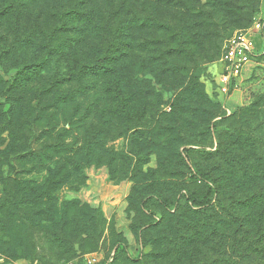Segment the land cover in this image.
<instances>
[{"label":"rangeland","instance_id":"obj_1","mask_svg":"<svg viewBox=\"0 0 264 264\" xmlns=\"http://www.w3.org/2000/svg\"><path fill=\"white\" fill-rule=\"evenodd\" d=\"M188 1L201 4L211 13L212 18L203 21L208 26L189 30L183 48H179L181 41L172 38L173 33H160L166 41V53L169 49H184L179 57L170 55L153 61L155 53L141 54L144 58L137 60V66L142 64L144 75L138 76L152 83L153 96L126 102L127 111L122 120L111 119L109 128L113 125L129 131L117 139L95 141L102 145L101 153L94 151L95 156H103L101 161L94 160L78 176L69 177L61 185L55 163L62 162L66 156L63 152L73 157L72 150H76L80 140L76 133L77 121L73 118L78 112L73 107L49 110L47 116L45 111L43 121L56 130L39 144L60 140L64 147L59 151L41 152L43 163L36 170L33 167L38 161L37 154L27 147L26 136L17 149V137L10 134V117L0 124V264H74L77 261L83 264L89 255L99 256L101 263L118 246L125 251L116 264H143L156 247L166 253L171 249L168 244H147L141 236L148 223L166 222L172 212L164 206L147 212L141 199L165 200L179 194H203L205 182L196 174L193 160L204 171L212 173L218 172L224 159L228 169L248 167L250 171L262 166L254 159L250 139L258 135L259 140H264V108L260 120L251 122L240 134V146L232 141L228 150L221 148L222 154L216 152L219 142L213 125L222 122L224 126L230 125L242 111L254 107L264 97V58L253 60L243 73L237 88L225 101V117L212 98L214 80L221 73L219 60L225 42L264 15V0ZM176 15L174 10L166 11L162 19L169 22ZM158 35L153 33L152 37ZM256 44L259 45V40ZM19 96L24 100L14 103L15 113L35 114L38 109L31 108L33 105L25 99L33 98L31 91L25 90ZM129 97L125 95L126 99ZM3 102L5 112L12 115L10 95ZM217 111L219 116L209 121V116ZM14 121L15 127L24 125L18 114ZM89 122L101 128L98 122ZM261 146L264 150V145ZM17 150L24 152L17 158V165L14 164L18 180L36 181L37 187L47 189L40 193L43 197L34 205L23 204L34 199L18 196L14 185L10 188V176H15L10 169V153ZM204 152H216L219 156L208 160ZM234 187L245 189L240 184ZM10 213L13 214L11 221ZM24 217H29L32 223L26 224ZM63 217L70 220L68 225L63 224ZM155 232L161 233V230ZM11 235L16 236L14 241ZM153 262L167 264L164 259Z\"/></svg>","mask_w":264,"mask_h":264},{"label":"trees","instance_id":"obj_2","mask_svg":"<svg viewBox=\"0 0 264 264\" xmlns=\"http://www.w3.org/2000/svg\"><path fill=\"white\" fill-rule=\"evenodd\" d=\"M172 10L177 18L164 22L163 13ZM206 18H212L211 13L188 0H0V124L10 117V134L17 137V149L26 136L27 147L37 154L38 161L33 167L36 170L43 163L41 152L64 147L60 140L39 144L56 130L43 121L45 111L47 116L49 110L73 107L78 112L73 118L80 140L76 150H72L73 157L63 152L66 156L62 162L55 163L62 185L94 160L101 161L103 156H95L94 151L101 153L102 145L95 141L117 139L129 131L108 127L111 119L122 120L125 116L126 102L134 103L138 97L152 98V83L138 76L144 75L142 64L137 66V60L144 58L141 54L155 53L153 61L170 55L179 57L184 49H169L166 53V41L160 33H173L172 38L181 41L179 48H183L189 30L208 26L207 21L203 22ZM153 33H159L157 38L152 37ZM259 57L264 58V54ZM25 90L33 95L25 99L33 105L31 108L38 109L35 114L15 113L16 104L24 100L19 94ZM126 94L130 96L128 99ZM9 95L12 115L5 112L3 102ZM213 96L221 116L225 117L222 102L215 93ZM263 108L264 97L254 107L242 111L239 120L230 125L214 124L219 142L216 152L222 154L221 148L228 150L232 141L240 146V134L251 122L260 120ZM218 113L210 115L209 121L218 117ZM17 114L20 122H24L19 127L14 123ZM142 119L146 120L144 116ZM90 120L101 124V128ZM259 139L258 135L253 136L250 144L254 159L262 166L250 171L248 167L228 169L227 160L222 158L225 163L212 173L193 160L196 174L205 182L203 194L141 199L147 212L158 206L172 212L166 222L148 223L141 236L147 244H168L171 249L166 253L156 247L143 264H155L153 261L160 259L167 264H264V150L260 147L264 140ZM216 152H204V158L217 159ZM23 153L20 150L10 153V169L15 175L10 176V188L14 185L18 196L34 199L23 204L34 205L47 189L37 187L36 181L18 180L14 164ZM234 184L243 186L244 191ZM24 219L26 224L32 223L29 217ZM69 221L63 217V224L68 225ZM10 238L14 241L16 236ZM124 251L116 247L113 255L99 264H116Z\"/></svg>","mask_w":264,"mask_h":264},{"label":"built area","instance_id":"obj_3","mask_svg":"<svg viewBox=\"0 0 264 264\" xmlns=\"http://www.w3.org/2000/svg\"><path fill=\"white\" fill-rule=\"evenodd\" d=\"M264 15L255 18L253 25L228 39L222 49L219 64L221 73L214 81L213 93L225 107V101L237 88L240 78L249 64L264 54ZM259 40V45L256 44ZM261 43V45H260ZM97 255H89L83 264H99ZM74 264H82L75 262Z\"/></svg>","mask_w":264,"mask_h":264}]
</instances>
